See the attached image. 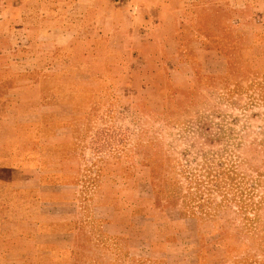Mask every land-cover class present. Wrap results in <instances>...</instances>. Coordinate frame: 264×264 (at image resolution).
<instances>
[{"label": "rangeland", "instance_id": "1", "mask_svg": "<svg viewBox=\"0 0 264 264\" xmlns=\"http://www.w3.org/2000/svg\"><path fill=\"white\" fill-rule=\"evenodd\" d=\"M0 264H264V0H0Z\"/></svg>", "mask_w": 264, "mask_h": 264}, {"label": "crops", "instance_id": "2", "mask_svg": "<svg viewBox=\"0 0 264 264\" xmlns=\"http://www.w3.org/2000/svg\"><path fill=\"white\" fill-rule=\"evenodd\" d=\"M37 30L38 31H41V28H38ZM68 33H69L68 36H63V35H61L60 37L57 36L56 39H54V41L52 42V44L55 45V46H57V45L60 46V45H68V44L74 42V40L76 38L75 35H74V30L69 29V32ZM59 38L61 39V44H59L60 43ZM33 82H35V81H31V83L24 84L23 86H21V85L19 86L18 85L13 90L25 91L26 93H29V96L31 97V100L30 101H32L35 105L37 104V106H38V107H36L35 110L39 109L40 111H42V112L38 111L39 113H43L44 109H45V111H46V109H47V111H49V109H51L52 106H48V105H45V107H41V105L39 106L38 103H40V98H39L40 97V87H39V83H37V82L36 83H33ZM71 106H72V103L69 102V101L68 102H56V104H54L53 108H67V109L70 110L72 108ZM50 141L53 142V143H60V142H64V141L65 142H71V141H73V138L71 136H67L66 138H64V137L61 138L60 136H54V137H52L50 139ZM21 173H24L25 174L26 171H24V172H21V170L18 171V174L21 175ZM17 187L20 188V189L21 188L22 189H25L26 188V184L25 183H22V184H20ZM10 219L11 218H2V221L5 222L6 220H10ZM12 219H14L16 222L19 223L18 224L19 229L21 228V222H24V223L27 222L26 221L27 220L26 218H12ZM36 220L38 221V223L41 222L40 218H38V219L36 218ZM20 232H21V230H18V232H16V233H8V234H4L3 236H6V239L11 238V237L18 238L19 240L25 239L27 236L21 237V234H19ZM23 244L26 245V242H23ZM5 247L6 246H4L2 249H5Z\"/></svg>", "mask_w": 264, "mask_h": 264}]
</instances>
